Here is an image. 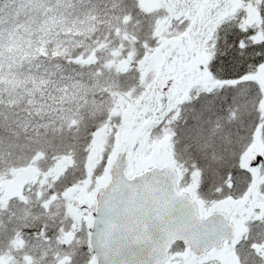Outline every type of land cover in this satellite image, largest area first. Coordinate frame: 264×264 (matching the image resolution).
Segmentation results:
<instances>
[{
  "label": "trees",
  "instance_id": "obj_1",
  "mask_svg": "<svg viewBox=\"0 0 264 264\" xmlns=\"http://www.w3.org/2000/svg\"><path fill=\"white\" fill-rule=\"evenodd\" d=\"M241 1L243 8L211 27L208 69L217 85H196L165 110L146 106L156 75L145 78L142 66L161 46V25L181 36L188 23L164 7L147 11L140 0H0L1 72L18 79L16 89L0 94V180L38 177L7 200L0 187V264H92L89 226L67 194L89 184L95 191L128 106L144 104L151 143L167 142L180 189L205 212L251 193L244 158L257 142L264 151V86L244 78L264 66V0ZM247 8L259 22H250ZM257 192L264 210V180ZM256 245L264 246V213L234 247L239 264H264ZM187 252L182 243L172 249Z\"/></svg>",
  "mask_w": 264,
  "mask_h": 264
},
{
  "label": "water",
  "instance_id": "obj_2",
  "mask_svg": "<svg viewBox=\"0 0 264 264\" xmlns=\"http://www.w3.org/2000/svg\"><path fill=\"white\" fill-rule=\"evenodd\" d=\"M128 165L129 155L119 151L108 184L95 195L90 249L96 264H166L178 242L200 259L225 242H237L225 214L200 216L196 201L179 191L174 165L135 174L128 173ZM253 166L264 179L263 153L256 154Z\"/></svg>",
  "mask_w": 264,
  "mask_h": 264
},
{
  "label": "rangeland",
  "instance_id": "obj_3",
  "mask_svg": "<svg viewBox=\"0 0 264 264\" xmlns=\"http://www.w3.org/2000/svg\"><path fill=\"white\" fill-rule=\"evenodd\" d=\"M140 2L142 6L148 11L156 10L160 7H167L163 0H140ZM241 8H243V3L238 2L235 9L230 8L221 17L216 18V20H224L229 14H232ZM168 10L170 11L169 13L171 18L178 17L172 8ZM247 11L249 13L250 22L257 23L260 21V16L256 11H253L249 8H247ZM216 20L215 23L217 22ZM210 29H207L202 35L200 30L193 31L189 25L187 33L181 36H171L166 33L165 26L161 25V46L153 55L150 56L148 60L144 62L142 66L143 75L145 78L149 77L151 73L156 75L155 81L151 84L147 91L145 100L147 107L153 109L155 106L165 107L167 105L164 109L169 110L171 106L173 107L182 101L187 96L189 90L192 87L199 85L206 88H213L217 85L218 81L212 77L208 69L212 55L211 48L208 45V38L211 35ZM4 65H6V62H4V56L0 50V72L2 71V66ZM118 67L121 70H126L127 64L121 62L118 64ZM13 76L14 75L11 73V71L10 73L8 72V69H5V76H3L2 72L0 73V80H4L3 86L0 89V94L3 91H7L9 93L16 89L18 86V79L14 78ZM244 79L258 80L264 86V79L261 72L247 75ZM154 87L157 88L156 92H153ZM25 88L28 89V87ZM160 91L163 93L162 96H160ZM15 92L18 93V91ZM153 93L156 94L152 98L151 96ZM143 105L144 104L142 103V108L140 109H138L140 105L126 107L124 111V128L121 131L118 139V147H123L122 149L130 157V172L141 171L155 165L162 166L166 163H170V158L167 153V142L163 141L161 145L160 143L153 145L149 139L148 126L150 121H146V118H144V121L141 125L136 124L139 115L145 116L146 112ZM101 140L102 137L96 139L94 143L93 157H95V160L93 161V164L98 161L97 157L100 156L99 153L102 144ZM262 151L261 145L259 142H257L245 156L244 166L246 168L252 169L253 166L250 159ZM94 170L95 166L93 167V171ZM33 178L38 179V177L34 175H31L30 177L27 172H24L13 180H0V187L3 189L5 200L14 196H22L25 185L28 182H32ZM107 182L108 176L105 174L99 179L95 191L91 190V184H89L88 187L84 186L78 190H71L67 194V197L70 199V209L73 212L75 211L78 213V219H82L81 221L83 222L86 220V223L88 219L89 223L91 222L93 216V207L95 205V192L98 188L104 187ZM255 184H260L259 178L255 179ZM256 191L257 190H254L251 194ZM190 194L195 198L194 194ZM252 198L253 196H250V202L245 201L243 203L242 201L239 202L238 200L236 202H227V204L229 207L235 206L238 208H242V205L244 204L246 207H248L246 212H250L252 209L255 210L256 208L260 209L261 211V206H263L262 201H260V199L254 201ZM223 205L225 206V204ZM215 207L218 206L215 205L213 208H210V211H213ZM202 210L201 213L204 211ZM86 211L87 214L85 213ZM256 213L258 214L259 210ZM81 215H83L85 219L81 218ZM262 248L263 246H259L257 249L259 252L262 251L263 253ZM211 260H219L223 264H239L236 252L233 251V253H231V250L228 248L214 251L205 258L197 261H195L188 252L185 254H173L170 257L168 264H207ZM92 264L94 263L92 262Z\"/></svg>",
  "mask_w": 264,
  "mask_h": 264
},
{
  "label": "flooded vegetation",
  "instance_id": "obj_4",
  "mask_svg": "<svg viewBox=\"0 0 264 264\" xmlns=\"http://www.w3.org/2000/svg\"><path fill=\"white\" fill-rule=\"evenodd\" d=\"M165 5L167 6L165 9L172 8L173 11L177 14L178 17H175L179 20V22H187L189 23L190 27L193 31L200 30V32L205 33V31L210 29L215 23L216 18L221 17L224 13H226L230 8L235 9L238 2L242 3L241 0H163ZM188 20V21H187ZM221 20V19H220ZM217 21V20H216ZM210 27V28H209ZM211 30V29H210ZM155 91H157V88H155ZM163 93L160 91V96H162ZM254 158H251L250 161L253 164ZM253 175V187L252 191L257 190L258 185L255 184V179H258V167H252V169L247 168ZM257 173V174H256ZM249 193L246 195V197L239 200L243 203L245 201L250 202V196H253V200L256 201L259 199L258 192H254L253 194ZM238 199H227L220 204L216 205L218 207H215L213 210L219 211L221 213H224L229 218L230 222L235 226V231L237 232L239 236V240L243 237L244 233L248 229V223L252 219H258L262 216L264 213L263 208L255 210L252 209L250 212H246L247 208L244 204V207L242 205V208L238 207H229L227 202H236ZM225 204V206L223 205ZM246 207V208H245ZM259 213L257 214L256 212ZM257 248L259 245H256ZM255 247V249H257ZM234 247L236 245H227L225 244L222 249L228 248L231 250V253L234 251ZM220 249V250H222ZM263 252H264V246H263ZM258 250V249H257Z\"/></svg>",
  "mask_w": 264,
  "mask_h": 264
}]
</instances>
